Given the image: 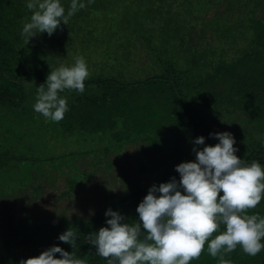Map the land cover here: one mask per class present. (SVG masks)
Instances as JSON below:
<instances>
[{"label": "trees", "instance_id": "16d2710c", "mask_svg": "<svg viewBox=\"0 0 264 264\" xmlns=\"http://www.w3.org/2000/svg\"><path fill=\"white\" fill-rule=\"evenodd\" d=\"M62 3L67 9L69 0ZM30 15L24 0H0V264H18L53 244L88 264H107L86 235L107 226L104 213L109 207L126 222H135L136 206L148 188L172 177L179 180L174 166L195 159L198 135L205 144H215L218 138L210 132L230 131L236 155L264 168V0H91L51 35L42 32L26 41L21 28ZM121 19L127 23L124 29ZM131 27L136 38H126L132 52L126 51L122 71L131 79L89 72L83 92L59 93L69 105L61 120H47L33 110L37 92L32 90L65 63L59 59L63 52H56L55 35L65 37L72 28L78 34L88 31L92 40L98 29L104 39L119 43V35ZM46 37H52L53 57L42 54L48 50ZM113 47L107 46V57L116 54ZM138 47L148 61L134 59ZM48 130L51 136L43 140ZM99 134L115 144L103 147V140L94 139ZM60 138L87 144L59 155L42 152ZM128 144L140 148L138 156L122 150ZM101 164L107 175L115 169L124 176L121 188L86 181L94 176L89 168L99 171ZM61 177L65 189L58 197L69 199L87 186L95 195L83 197L87 208L45 209L47 188L58 189ZM149 177L152 184L146 187L141 180ZM245 212L264 217V199ZM68 227L78 235L74 249L57 239ZM224 256L233 264H264V251L250 258L237 247ZM216 261L206 242L189 264Z\"/></svg>", "mask_w": 264, "mask_h": 264}, {"label": "clouds", "instance_id": "9594fccd", "mask_svg": "<svg viewBox=\"0 0 264 264\" xmlns=\"http://www.w3.org/2000/svg\"><path fill=\"white\" fill-rule=\"evenodd\" d=\"M30 18L21 28L26 41L38 33L51 35L60 25L91 3V0H69L67 9L62 0H24ZM89 75L83 57L50 70L45 83L37 88L32 108L44 118L59 121L68 110L65 89L83 92ZM218 138L205 144V137L194 138V160L182 161L174 167L179 180L172 177L158 185L153 183L136 206L138 219L126 222L117 210L107 208V226L89 232L85 240L95 246V253L107 264H189L207 252L217 257L216 264H233L226 259L239 247L254 258L264 251V217L248 215L264 199V168L260 162H246L236 155L235 137L230 131L210 132ZM203 145V147H196ZM218 193H222L219 194ZM223 230L217 232L220 226ZM217 232L214 236L212 234ZM211 237V238H209ZM77 232L72 227L57 239L77 245ZM59 253V256L54 254ZM18 264H88V261L53 244L36 256L21 258Z\"/></svg>", "mask_w": 264, "mask_h": 264}, {"label": "rangeland", "instance_id": "374dc122", "mask_svg": "<svg viewBox=\"0 0 264 264\" xmlns=\"http://www.w3.org/2000/svg\"><path fill=\"white\" fill-rule=\"evenodd\" d=\"M94 20V18H93ZM122 20V19H121ZM121 23H119V25L121 27H123V29L125 28V24H127L125 21H120ZM146 26V25H145ZM133 27L131 28H127L128 30L125 32V30H123V35H119V43H116L114 41L111 40H107L104 39L102 37V34H100L98 29H95L91 36H92V40H89L88 38L90 37L88 31L83 32V30H81L82 32H80L81 34H78L76 32H73L72 28L68 31L67 36L64 37V35L62 36L61 34H57L54 36L55 42L58 43L57 44V48H56V52H58L59 54L63 52V54H60L59 59H62V62H65L64 64L69 63H73L74 62V58L78 57L80 55H85L84 56H80V57H84L86 63L88 62V70L89 72H91L90 74L92 75H96V74H103L106 77H117V78H127V79H131V74L130 73H122V71H124L125 67H127V60L124 59L126 57V51H129L130 49V45L127 43L128 40H126V38L131 36L133 38H136V34H133ZM98 32V33H97ZM126 33V34H125ZM84 34V35H83ZM83 35L84 37L82 38ZM62 36V37H59ZM24 37V36H23ZM64 37V38H63ZM47 39H49V41L46 42L47 44V48L48 50L43 51L42 54H50L51 57H53L54 54V47L52 40L48 37H46ZM25 39V37H24ZM26 40V39H25ZM63 40V41H62ZM88 40V41H87ZM100 40L103 42V44L100 43ZM94 41V43L92 42ZM113 43V44H112ZM142 42L137 43V46L141 45ZM97 45H101L102 47H104L105 49H97ZM114 45L112 50L116 51V54L110 57H107L106 54V49L107 46L110 47ZM132 46V44H131ZM237 46H242L240 43ZM135 50V48H134ZM102 51H104V55L102 53ZM143 50H141V48H137V51H134V59H140L142 62H146L148 61L147 56H145L142 53ZM132 52V50L129 51V53ZM136 53V54H135ZM54 59V58H53ZM56 59V58H55ZM90 64V65H89ZM146 64V63H145ZM22 66H27V63L25 64H21ZM112 67V68H111ZM39 85H36V88H38ZM32 91H36L32 90ZM43 136L41 137L43 140H46L47 138H49L51 136L50 131H45L43 134ZM80 137H83L84 135H79ZM94 139H96L97 141H102L103 140V136L101 134L99 135H95ZM109 143H113L115 144V141L110 138V137H106L104 136V140H103V147H106L107 144ZM82 144H87L86 142H81L78 139H72V138H60L59 143H53L51 142L49 148H44L42 150L43 153H49L51 151V154H62L64 151H71L74 150L78 147V145H82ZM130 144L126 145L122 150H125L126 152L132 153L134 151L137 152V156L138 153H140L138 150H140V148H136V146H130ZM42 147V146H41ZM121 150V151H122ZM89 156V155H85L84 157ZM136 157V156H135ZM89 158V157H88ZM124 158L125 159H129V154H124ZM87 166V165H86ZM116 167L120 166L119 163L115 164ZM103 164H101L99 166V171L96 170H92L89 168L90 172H94V176H92V178H90L88 181V183L90 184H98L99 182H101V186H103L105 189H113L116 187L121 188L122 187V179H124V176L119 174L115 169L109 171V175H107V172H104L103 170H101L103 168ZM81 169H84V167H81ZM121 179V181H120ZM152 178H146V179H142L141 182L143 184H146V187H149L152 183H148ZM64 177H61L58 180V183L56 184V186H58V189H51V188H47V191L50 193V197H49V202L47 204H45V209L49 212L51 211H56L59 212L62 209H69L74 211L75 209H79L80 208H87V202L85 200H82L83 197H88L89 195V200L94 197V194H90L91 190L89 189V187L85 186L83 188V190L79 191L77 194H74L71 198L67 199V198H59V194L60 191L64 190L65 188L64 186ZM117 182L120 181V184H115ZM136 184V182H135ZM63 185V186H62ZM124 185V184H123ZM97 193H101V189H97L96 190ZM95 193V194H97ZM82 194V195H81ZM58 197V198H57ZM57 198V199H56ZM54 199L56 200V204L54 203ZM87 200V201H89ZM72 211H70L69 213H73Z\"/></svg>", "mask_w": 264, "mask_h": 264}, {"label": "crops", "instance_id": "0c3cea01", "mask_svg": "<svg viewBox=\"0 0 264 264\" xmlns=\"http://www.w3.org/2000/svg\"><path fill=\"white\" fill-rule=\"evenodd\" d=\"M80 56H84V57H85V55H80ZM84 57H83V58H84Z\"/></svg>", "mask_w": 264, "mask_h": 264}]
</instances>
